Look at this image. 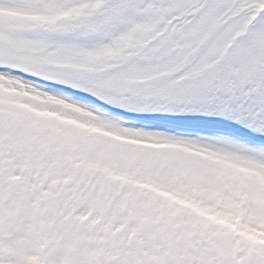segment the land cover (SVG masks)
<instances>
[{
    "label": "snow or ice",
    "instance_id": "6c2138e0",
    "mask_svg": "<svg viewBox=\"0 0 264 264\" xmlns=\"http://www.w3.org/2000/svg\"><path fill=\"white\" fill-rule=\"evenodd\" d=\"M0 264H264V0H0Z\"/></svg>",
    "mask_w": 264,
    "mask_h": 264
}]
</instances>
